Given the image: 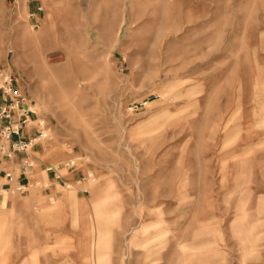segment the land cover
I'll use <instances>...</instances> for the list:
<instances>
[{
	"label": "rangeland",
	"instance_id": "374dc122",
	"mask_svg": "<svg viewBox=\"0 0 264 264\" xmlns=\"http://www.w3.org/2000/svg\"><path fill=\"white\" fill-rule=\"evenodd\" d=\"M24 1L0 65L48 136L0 167L52 186L0 177V264H264V0Z\"/></svg>",
	"mask_w": 264,
	"mask_h": 264
},
{
	"label": "built area",
	"instance_id": "2783aa9c",
	"mask_svg": "<svg viewBox=\"0 0 264 264\" xmlns=\"http://www.w3.org/2000/svg\"><path fill=\"white\" fill-rule=\"evenodd\" d=\"M19 1L10 0L14 6L19 5ZM24 4L27 8L26 20L31 30H38L43 13L41 0H25ZM47 136V124L39 116L32 101L19 87L18 79L9 70L8 66L0 65V165L1 162L17 160L18 155H22V157L27 155L38 143L46 140ZM18 166V171L26 178L24 183L14 182L12 172L0 167V177L3 176L8 181L13 182L14 186H10V190L13 188L16 192L24 194L34 187L46 190L52 186L50 181L47 185L41 187L38 182L30 178L29 175L35 168L32 160L21 158ZM76 167L74 161H67L57 167L46 168L45 172L52 176V181L61 182L60 169L73 171L76 170ZM95 183L96 178L93 174L87 173L78 177L74 181V186L80 187L81 193L85 194L88 192L85 186L94 185ZM69 186L74 188L69 184H65L66 189Z\"/></svg>",
	"mask_w": 264,
	"mask_h": 264
},
{
	"label": "crops",
	"instance_id": "0c3cea01",
	"mask_svg": "<svg viewBox=\"0 0 264 264\" xmlns=\"http://www.w3.org/2000/svg\"><path fill=\"white\" fill-rule=\"evenodd\" d=\"M5 169H7V170H11V167L8 165ZM1 178H3L4 180H6V183L4 184L5 186H8V187H10V186H12L13 185V182H11V181H8L6 178H4V177H1ZM29 178V177H28ZM25 177H23L22 175H21V173L19 172L18 173V176L17 177H14V182H18V183H24L25 182Z\"/></svg>",
	"mask_w": 264,
	"mask_h": 264
},
{
	"label": "bare ground",
	"instance_id": "6f19581e",
	"mask_svg": "<svg viewBox=\"0 0 264 264\" xmlns=\"http://www.w3.org/2000/svg\"><path fill=\"white\" fill-rule=\"evenodd\" d=\"M69 188H70V186H69Z\"/></svg>",
	"mask_w": 264,
	"mask_h": 264
}]
</instances>
